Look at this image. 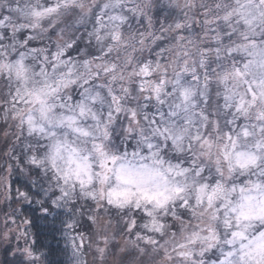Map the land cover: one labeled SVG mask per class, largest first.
I'll list each match as a JSON object with an SVG mask.
<instances>
[{
	"label": "snow or ice",
	"instance_id": "snow-or-ice-1",
	"mask_svg": "<svg viewBox=\"0 0 264 264\" xmlns=\"http://www.w3.org/2000/svg\"><path fill=\"white\" fill-rule=\"evenodd\" d=\"M0 145V264H264V0H0Z\"/></svg>",
	"mask_w": 264,
	"mask_h": 264
},
{
	"label": "rangeland",
	"instance_id": "rangeland-1",
	"mask_svg": "<svg viewBox=\"0 0 264 264\" xmlns=\"http://www.w3.org/2000/svg\"><path fill=\"white\" fill-rule=\"evenodd\" d=\"M2 203V202H1ZM3 204V203H2ZM6 206L3 204L0 206V218L3 217L5 212ZM38 245L42 243H46L51 250V255L49 256V260L52 264H75L74 260L71 257V251L70 249L66 248L65 239L60 233H57L55 236V239H53L52 236H38L37 240ZM88 241L85 240L86 247L81 250V260L85 261L86 264H100V262L96 259L94 254V245L92 247H87ZM49 249L46 248L45 251H48ZM112 256L107 257L108 264L109 261H112V264H120L121 256L119 254V260L117 261L116 253L117 250L113 249L111 254Z\"/></svg>",
	"mask_w": 264,
	"mask_h": 264
},
{
	"label": "trees",
	"instance_id": "trees-1",
	"mask_svg": "<svg viewBox=\"0 0 264 264\" xmlns=\"http://www.w3.org/2000/svg\"><path fill=\"white\" fill-rule=\"evenodd\" d=\"M0 146H2V145H0ZM13 179H14V184H16L18 186L19 183L21 182V178L20 177H14ZM2 205L3 204L0 202V206H2ZM33 231L36 232V229H33ZM112 255H113V253L110 256H112ZM3 259H4L3 252L0 251V260H3ZM8 259H11V257H8ZM50 264H52L51 261H50Z\"/></svg>",
	"mask_w": 264,
	"mask_h": 264
},
{
	"label": "clouds",
	"instance_id": "clouds-1",
	"mask_svg": "<svg viewBox=\"0 0 264 264\" xmlns=\"http://www.w3.org/2000/svg\"><path fill=\"white\" fill-rule=\"evenodd\" d=\"M243 179V177H237V180L239 181V180H242ZM110 255H111V253H110ZM116 257H117V261L119 260V253L117 252L116 254ZM108 264H112V261H109L108 262Z\"/></svg>",
	"mask_w": 264,
	"mask_h": 264
}]
</instances>
